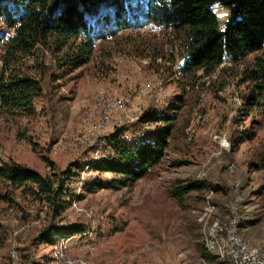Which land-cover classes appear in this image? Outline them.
<instances>
[{
  "label": "rangeland",
  "instance_id": "1",
  "mask_svg": "<svg viewBox=\"0 0 264 264\" xmlns=\"http://www.w3.org/2000/svg\"><path fill=\"white\" fill-rule=\"evenodd\" d=\"M210 9L222 29L228 8ZM179 53L178 40L149 23L104 43L73 71L43 48L16 64L41 91L32 114L0 115V164L41 174L72 162L83 169L69 182L71 205L54 220L46 202L0 180V264H230L213 225L231 221L240 238L264 249V117L250 104L254 84L243 76L256 52L190 77ZM178 104L165 155L150 173L130 188L82 190L90 177L112 178L85 166L110 152V133L123 128L131 140L155 126L141 117ZM194 181L202 190L181 204L170 196ZM51 221L83 223L86 231L47 245L37 235Z\"/></svg>",
  "mask_w": 264,
  "mask_h": 264
},
{
  "label": "trees",
  "instance_id": "2",
  "mask_svg": "<svg viewBox=\"0 0 264 264\" xmlns=\"http://www.w3.org/2000/svg\"><path fill=\"white\" fill-rule=\"evenodd\" d=\"M214 3L228 8L222 29L210 9ZM0 21V115L33 113L41 86L17 67L21 59L43 48L65 72L73 71L88 64L104 43H117L125 32L138 33L152 23L178 40L180 70L189 77L197 70L210 73L225 60L238 62L256 52L243 76L254 84L250 104L264 117V0H0ZM159 55L156 49L153 57ZM179 107L145 114L140 121L154 123V128L133 133L131 140L125 138L123 128L110 133L106 139L110 152L85 166L112 178L90 177L82 190L130 188L150 173L165 155ZM82 169L83 165L72 162L59 172L41 174L20 163H2L0 180L46 202L54 220L71 205L74 193L69 182ZM202 188L194 181L174 186L170 196L181 204L188 192ZM85 231L83 223L51 221L37 239L53 245Z\"/></svg>",
  "mask_w": 264,
  "mask_h": 264
},
{
  "label": "bare ground",
  "instance_id": "3",
  "mask_svg": "<svg viewBox=\"0 0 264 264\" xmlns=\"http://www.w3.org/2000/svg\"><path fill=\"white\" fill-rule=\"evenodd\" d=\"M232 224V226L234 227V234H235V238L237 239V241H239L240 244L243 245L244 248H248L251 249L254 253H264V249L261 247H255L250 245L249 243H247L246 241H244L242 238H240V235L237 232L236 226L234 224L233 221L231 222H227L226 224H222L219 225L218 224H214V232L221 236H219V238L215 239V242H220V244H222V246L220 247L221 251V255L220 257L230 263V264H239V259L238 256H235V254H233V245L230 244L229 242V235H228V230L230 228V225Z\"/></svg>",
  "mask_w": 264,
  "mask_h": 264
},
{
  "label": "built area",
  "instance_id": "4",
  "mask_svg": "<svg viewBox=\"0 0 264 264\" xmlns=\"http://www.w3.org/2000/svg\"><path fill=\"white\" fill-rule=\"evenodd\" d=\"M105 106H107V104ZM106 132L108 131H105V133ZM95 139H98V137H96ZM228 235L229 242L233 245V254H235V256H238L239 264H264V253H254L251 249L244 248L243 245L240 244L239 241H237V239L235 238L234 227L232 226V224L230 225V228L228 230Z\"/></svg>",
  "mask_w": 264,
  "mask_h": 264
}]
</instances>
